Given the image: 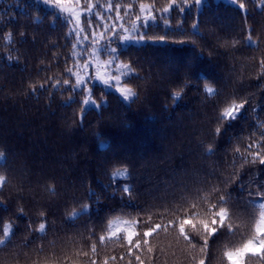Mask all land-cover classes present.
Returning <instances> with one entry per match:
<instances>
[{
	"label": "trees",
	"instance_id": "trees-1",
	"mask_svg": "<svg viewBox=\"0 0 264 264\" xmlns=\"http://www.w3.org/2000/svg\"><path fill=\"white\" fill-rule=\"evenodd\" d=\"M91 1L95 13L85 14L81 20L85 27L90 20L93 30L101 29L96 27L99 21L116 15L114 8L109 10L110 4L121 5L124 22L136 17L141 3L168 6V0ZM244 2L247 12L222 0H203L201 6L186 8L183 13L171 10L141 29L152 37L164 36V40L123 46L112 40L119 60L137 70L135 76L125 79L139 97L124 102L102 83L90 82L97 102L102 95L106 102L101 108H87L83 122L76 123L74 112L83 106L79 103L82 95L75 94L77 102H73L68 100V91L50 86L51 99L43 90L36 95L28 92L30 84L43 82L50 75L60 80L68 77L64 69L66 61L68 66L73 62L74 43V36L68 35V21L41 0H0V151L5 153L0 174L10 178L0 204V227L9 221L15 226L13 242L0 253V264H62L66 254L76 264H86L87 258L75 253L87 250L91 243L89 228L94 227L97 236L106 234L109 221L112 230L135 232L141 231L143 224L129 222L140 218L167 223L194 213L191 218L196 221L211 219L215 210L211 205L217 201L205 197L213 185L224 187L221 181H228L234 170H240L239 163L235 169L231 166L234 148L243 151L250 133L264 123V78H260L259 67L264 51L244 43L247 33L241 31L246 19L257 35L264 36V0ZM83 4L81 0L80 11ZM129 4L132 9H127ZM193 23L198 27L192 28ZM21 32L25 36L21 37ZM8 33L13 34L12 40L6 38ZM233 38L241 41L236 48L221 46ZM53 53H57L55 60ZM9 55L19 56V62L8 60ZM205 84L214 87L218 95L206 98ZM181 88L182 98L174 103L171 94ZM233 96H249L255 112L246 106L237 120L214 136L218 110ZM255 138L259 139L258 133ZM209 144L214 154L205 151ZM125 167L137 189L131 200L111 195L125 182L121 178L110 184L111 173ZM240 182L251 187L227 185L225 190L235 189L230 205H226L231 218L226 223L234 227L209 241L208 264H228L223 253L247 238L253 207L258 216L260 201L250 198L248 192L264 185V166L245 165ZM89 188L103 192V197L74 221H66L65 215L73 207L95 200L87 195ZM250 199H257L255 206L249 204ZM41 210L48 212L51 223L43 240L35 239L43 234L26 232L30 220L37 226ZM177 235L169 230L149 238L151 246L163 249L158 252V264H190L192 258L184 250L182 238L177 243ZM26 240L35 242L26 246ZM107 256H123L118 264H128L129 259L136 264L119 242L109 241L100 249V259ZM249 264L264 262L252 257Z\"/></svg>",
	"mask_w": 264,
	"mask_h": 264
},
{
	"label": "snow or ice",
	"instance_id": "snow-or-ice-1",
	"mask_svg": "<svg viewBox=\"0 0 264 264\" xmlns=\"http://www.w3.org/2000/svg\"><path fill=\"white\" fill-rule=\"evenodd\" d=\"M46 5H49L58 10V12L64 14L66 13L69 19V24L72 25L68 35L74 36L75 43H72V49L75 50L77 44H79L82 40H88V35L85 33L88 32V29L92 27L91 21H87V26H82L83 21L81 17L87 13H91L94 5L91 0H84V4L82 6V10L78 12L77 6L81 5V0H43ZM232 3L236 4L237 7L242 12H247L246 3L244 0H231ZM203 4V0H168V6L163 8H156L154 5L149 6V9L145 8V5L141 3L139 8L142 12H146L147 14L143 17V21H147L149 19L155 20L156 16L154 13L156 11L162 13H169L171 10H177L180 13L185 12L186 8H191L193 6H201ZM116 11V19H122L120 15L121 5L115 4L109 5V10ZM133 5H127V9H132ZM127 14V10L125 11ZM99 17V14H97ZM136 21H141V16L139 14L135 17ZM165 23H168L165 20ZM147 27V24L141 22L139 28ZM198 25L193 23L192 28H197ZM121 30L124 32H128L129 30L121 27ZM241 31L246 32L247 34L243 37V41L246 44H252L257 50L264 51V48H261V45H264V36L257 35L250 26L247 25V21L245 19V24L242 27ZM105 32H110L112 35L105 37V34L102 33L100 37H97L95 32L91 33L92 36V51L88 53L89 59L85 60L82 64L77 58L78 54L73 52L72 56V64L68 66V62L66 61V67L64 72L68 74L67 78L63 80L55 79L54 76H48L43 79V82L32 83L28 86V92L32 95H36V93L40 90L48 93L49 99L52 97V93L48 91L49 86L51 88L60 89L63 91H68L70 93L68 100L73 102H77L75 99V94H80L83 96V99L79 101L82 107H80L77 111L74 112V122L82 123L86 113L88 111L87 105L92 104L97 108H101L103 103L106 102L103 100V95L100 98V103L94 98L93 89L90 87V82L98 81L102 83L106 87H112L113 84L120 85L116 88L118 92L121 93L122 97L126 101H134L138 99L139 93L133 87L129 85V82L125 79L126 77L135 76L137 70L130 63L119 62V54L118 49L116 47H109V56L110 58L103 61L102 65H95L93 61H95L99 55L100 46L99 41L101 39H107L109 45L112 39L119 38L123 40L128 39H137L139 41L159 39L164 40V36L160 37H152L149 36L147 32L136 30V35L132 36L131 34L127 36H119V32L115 27L108 28ZM21 37L25 36V33H19ZM12 33H8L6 38L8 40H12ZM241 43L240 40L233 38L230 42L225 41L221 46L223 47H231L236 48L237 45ZM57 58V53H53V60ZM20 57H13L11 55L8 56V60H15L19 62ZM43 64V61H41ZM115 64L117 71L120 73L119 75H115L112 73L106 72L104 76H101L98 70H94L92 72H88L89 68H98L99 66L104 67L105 69L111 68V66ZM259 67L261 69L260 78H264V58L260 59ZM48 70V69H45ZM204 93L206 98L217 96V90L212 87L210 84L204 85ZM183 88L178 91H174L171 94V99L175 103L176 101L182 98ZM28 93L26 92L25 95ZM67 103V101H65ZM70 106V105H69ZM246 106H251V111L255 112V107L252 106V101L249 96H233L226 101V106L222 107L218 110L217 114V125L213 130L214 136H219L226 130L227 125H229L232 121L237 120L241 113L245 110ZM264 123H259L256 131L250 133L247 138L250 142L247 143L246 146L243 147V151L241 147H235L233 158L231 161V166L234 167L237 163L240 165V170H234L231 174V177L228 181H221L224 184V187H216L212 186L208 195L205 199H208L209 196H212L217 202L212 204V209H215L210 213V220H199L191 218L194 216V213H191V216L185 215L183 218L176 216L174 219H170L167 223H153L151 221V217L147 221H143L142 218L132 220L129 223L137 226L141 223L143 224V228L141 231H131L128 228L120 229L117 228L115 230L111 229L112 222L109 221V230L106 234H101L99 236L96 235V232L93 228H89V237L88 239L91 241L87 245V250L80 249L75 253L76 256H83L87 258L86 264H109L110 261L113 264H118V260L124 259L123 256H107L100 259V249L109 241L119 242L122 248H126V255L129 257H134L136 264H158L159 257L158 252H162L163 249H156L154 246L150 245L149 238L154 235H159L160 232H169V230L176 231L178 235L175 237L177 243L182 241L184 242V250L187 255L192 259L190 264H208V248L209 241L217 238L220 234H226L229 231H232L234 224L226 223L227 220H230L229 216V208L226 205H230L232 201V190H225L228 184H236L237 187L241 189L250 188V184L241 183V170L244 169L245 165L255 166L260 165L264 166ZM257 133L259 134V139H256ZM205 151L208 153L214 154V148L211 144L207 145ZM239 157V159H238ZM250 157V159H249ZM5 158V153L0 151V159ZM121 178L125 181L122 185H120L117 191H114L111 195L116 196L120 195L121 198L127 197L131 200L136 193V185L131 183L133 180V175L129 171L127 167L123 170L116 169L111 173L110 184H116ZM10 178L6 174H0V204L4 203L3 200V191L9 185ZM207 183V181H205ZM107 186H105V189ZM49 191L55 192V189L52 187L48 188ZM87 195L89 197H95V200L92 203H82L79 205V208L73 207L70 212L66 213L65 220L79 217L82 213L87 212L94 203H98L100 199L103 197L104 193H96L94 189L89 188ZM248 196L258 198L259 202V211L258 216L256 215L257 209L253 207V212L249 213V219L247 222V238L244 242L236 248L224 251L223 257L227 259L228 264H249V261L252 257L259 258L260 261L264 262V185H258L255 192L249 191ZM257 203V199H250L249 204L255 206ZM192 207H196L195 204ZM18 211L21 214H24L23 208H19ZM2 223V222H0ZM37 226H33V222L30 220L27 226L26 232L31 235L33 233L43 234L42 236H37L35 239H46L47 233L51 227V223L48 220V212L46 210H41L39 212V218L36 222ZM15 226L11 221L8 223H3L2 227H0V253H3L8 246L13 242V237L15 235L14 231ZM199 237V239L197 238ZM35 240L27 241L28 243H33ZM93 256L96 259H93ZM247 258V259H246ZM62 264H76V261L68 257L66 254L65 261ZM128 264H133V260L129 259Z\"/></svg>",
	"mask_w": 264,
	"mask_h": 264
},
{
	"label": "rangeland",
	"instance_id": "rangeland-1",
	"mask_svg": "<svg viewBox=\"0 0 264 264\" xmlns=\"http://www.w3.org/2000/svg\"><path fill=\"white\" fill-rule=\"evenodd\" d=\"M228 4H231V5H235L234 3L231 2V0H222ZM41 2H43V0H41ZM92 2V1H91ZM43 4L46 6V7H49V8H53L49 5H46L44 2ZM145 8L146 9H149V5L145 4ZM55 9V8H53ZM57 12L58 10L55 9ZM77 10L78 12L80 11L79 10V6H77ZM94 12L95 13V10L92 9L91 13ZM103 13H106L107 11L105 9H103L102 11ZM60 15L64 16L66 18V20L68 21L69 23V17L67 16L66 13L62 14L60 12H58ZM91 13H87L86 16H89ZM141 16V21H136V19L134 18L133 20L131 21H128V22H124L123 21V18L122 19H116V15H114V17H111V18H106V21L105 20H101V22L99 21V25H97L96 27H101V29L97 30H93L92 28L90 29V31L88 33H85V35H88V40H82L79 44H77V47L75 50H73V52L75 51V53L78 54L77 58L79 59V61L81 62V64L89 59V56H88V53L92 51V43H91V40H92V36H91V33L95 32V34L97 35V37H100V35L102 33L105 34V37L107 36H111L112 34L110 32H105L106 29L108 28H112V27H115L117 29V31L119 32V36H127L129 34H131L132 36H135L136 35V30L139 29V31H141V29L143 28H139V25L141 22H144L146 23L147 25L150 24V23H155L156 20H157V17H162V16H165L166 14L165 13H162V12H158L157 14H154L156 16V19L155 20H152V19H149L147 21H143V17L147 14L146 12H142L139 8V13H137ZM136 14V15H137ZM97 19H101V16ZM69 28L71 29L72 28V25L69 24ZM121 27L123 28H126L128 29L129 31L128 32H124L121 30ZM117 39V42L123 46L125 44H128V43H132V44H139V43H143L144 41H139L137 39H128V40H123V39H119V38H115V39H112V40H116ZM111 40V41H112ZM74 43H75V39H74ZM102 45V46H100ZM100 46V50H99V55L97 57V59L95 61H93V64L94 66L95 65H102L103 64V61L107 60L110 58L109 56V47H116V46H113L110 42V45L107 41V39H101L99 41V45ZM121 62L120 60L117 62L119 63ZM94 70H98L99 73L101 74V76H104L106 72L108 73H112V74H115V75H119L120 73L117 71L116 69V65L113 64L111 66V68L109 69H105L104 67L102 66H99L98 68H89L87 71L88 72H92ZM92 82H98V81H92ZM100 83V82H98ZM120 85H115V83L113 84L112 87H107L109 90H111L112 92H114L115 94H117L124 102H128L126 100L123 99L122 95L120 92H118L116 90L117 87H119ZM87 108H96L95 105H92V104H89L86 106Z\"/></svg>",
	"mask_w": 264,
	"mask_h": 264
}]
</instances>
